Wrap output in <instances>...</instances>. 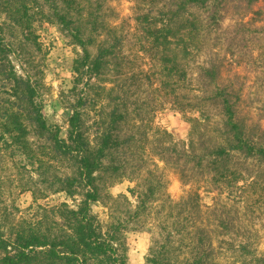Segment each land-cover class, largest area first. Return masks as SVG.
I'll use <instances>...</instances> for the list:
<instances>
[{
  "label": "trees",
  "instance_id": "1",
  "mask_svg": "<svg viewBox=\"0 0 264 264\" xmlns=\"http://www.w3.org/2000/svg\"><path fill=\"white\" fill-rule=\"evenodd\" d=\"M259 1L264 0H167L157 19L149 13L137 15V45L150 61L152 94L160 106L167 104L189 124L186 140L176 141L151 121L144 127L149 134L140 133L143 103L130 99L129 88L135 84L127 81L132 77L123 38L104 18L99 0H0V138L26 156H31V133L45 138L53 158L71 169L52 176L54 194L78 197L74 206L62 202L10 225L6 232L0 228V264H126V233L147 217L158 238L149 247L146 264H174L178 250H183L182 264H264V254L253 248V235L242 219L245 208L252 209L248 198L264 190V127L245 111L242 86L224 70L215 43L211 45V33L228 7L247 9ZM193 10L204 12V18ZM33 11L55 22L80 49L72 66V90L85 79L98 81L112 74L110 86L103 89L109 109L97 115L95 133L79 110L86 104L82 92L69 107L66 138L47 125L40 99L42 69L28 48L40 50ZM201 53L205 59L197 65L193 84L188 66ZM209 113L219 118L215 127L208 126ZM144 155L157 158L163 167L154 159L145 167ZM163 168L196 189L171 199ZM123 179L135 182L128 189L134 208L123 219L109 214L99 223L92 204L109 197V184ZM200 189L215 193L213 204L203 206ZM119 199L128 203L124 194Z\"/></svg>",
  "mask_w": 264,
  "mask_h": 264
},
{
  "label": "rangeland",
  "instance_id": "2",
  "mask_svg": "<svg viewBox=\"0 0 264 264\" xmlns=\"http://www.w3.org/2000/svg\"><path fill=\"white\" fill-rule=\"evenodd\" d=\"M166 1L99 0L103 4L104 18L117 26L118 33L123 38L122 52L128 63L127 73L132 77V81L129 79L127 81L129 84L132 82L135 84L129 88L132 92L130 99L143 103L141 112L143 126L139 129L140 133L149 134L144 127L151 121L152 127L166 130L174 140L185 141L189 131L187 118L167 104L160 106L161 101L154 98L152 86L147 78L151 77L150 61L139 52L137 45L139 34L134 29L138 14L149 13V17L155 19L159 16V11L164 10ZM43 11L47 13L45 9ZM32 13L33 32L37 48L40 50L35 52L34 47L28 48L34 52L42 69L43 88L40 99L47 125L57 128L59 136L66 138L68 119L72 112L69 107L75 103L79 92H82L79 95L85 96L86 104L79 110L89 126L90 133H95L97 124L94 121L97 115H101L102 110L109 109L103 99L105 96L103 89L110 86L108 82L113 79L112 74L109 72L103 80L98 81L85 79L76 90H72L74 81L72 66L80 49L72 45L58 25L52 20H47L45 14L36 11ZM193 13L199 18L205 16L202 11L193 10ZM1 17L3 18V15ZM223 17L219 28L211 33L213 40L211 45L215 43L216 46L212 47L224 61V70L231 77L237 78L242 86L245 111L251 117L261 119V125L264 127V1H259L247 9L230 6ZM204 59L205 54L201 53L196 62L188 66V77L193 84L197 65L203 63ZM13 62L16 70L21 72L18 60L13 58ZM209 114L208 126L215 127L219 118ZM27 139L32 157L22 154L17 147L5 143L0 138V228L4 232L10 225L22 219L35 218L42 212V208H49L62 202L74 206L78 201V197L70 199L63 193L54 194L51 188L52 176L71 172L70 166L53 158L45 138H39L31 133ZM136 157L139 158V154ZM144 157L149 164L145 167H150L152 159L160 168L163 167L157 158L150 155ZM161 176L167 184L166 192L173 200H178L187 192L196 189V185H182L177 173L171 169L163 168ZM262 179L264 180V175ZM134 184L135 182L130 179L109 184L106 189L109 197L91 206L92 213L99 223H105L109 214L123 219L127 215L126 211H132L135 199L129 195L128 189ZM122 194L127 196L128 203L119 199ZM200 194L203 206L213 204L215 193H207L200 189ZM218 200L227 202L223 197H218ZM247 203L252 209L247 206L242 219L253 235V248L258 254H264V190H259L256 195L249 197ZM150 219V217L142 219L144 221L142 226L127 231L126 264H146L149 247L158 238L157 230L149 227L152 222ZM176 256L177 262L174 261V264L184 263L183 250L176 251L173 257ZM226 256L230 255H225L229 262L230 258ZM221 263H224L223 259Z\"/></svg>",
  "mask_w": 264,
  "mask_h": 264
}]
</instances>
